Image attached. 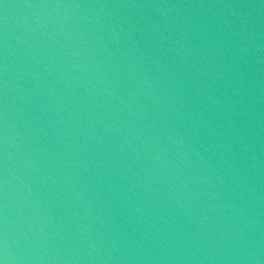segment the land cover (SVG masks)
I'll use <instances>...</instances> for the list:
<instances>
[{
  "label": "water",
  "instance_id": "1",
  "mask_svg": "<svg viewBox=\"0 0 264 264\" xmlns=\"http://www.w3.org/2000/svg\"><path fill=\"white\" fill-rule=\"evenodd\" d=\"M0 260L264 264V0H0Z\"/></svg>",
  "mask_w": 264,
  "mask_h": 264
},
{
  "label": "clouds",
  "instance_id": "2",
  "mask_svg": "<svg viewBox=\"0 0 264 264\" xmlns=\"http://www.w3.org/2000/svg\"><path fill=\"white\" fill-rule=\"evenodd\" d=\"M0 264H6V260H0Z\"/></svg>",
  "mask_w": 264,
  "mask_h": 264
}]
</instances>
